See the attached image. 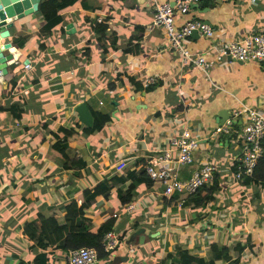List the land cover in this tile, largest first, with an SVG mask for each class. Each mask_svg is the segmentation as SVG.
Listing matches in <instances>:
<instances>
[{"label":"crops","instance_id":"crops-1","mask_svg":"<svg viewBox=\"0 0 264 264\" xmlns=\"http://www.w3.org/2000/svg\"><path fill=\"white\" fill-rule=\"evenodd\" d=\"M44 1L0 40L8 44L3 55L12 56L0 76V264H66L63 242L43 249L37 241L42 221L67 225L71 203L84 206V227L113 222L118 244L96 264H179L178 253L203 264H264V153L254 177L235 183L234 143L211 137L221 113L264 112V69L228 58L206 73L182 66L143 0H56L51 22L39 13ZM175 17L177 26L197 20L213 30L212 40L194 34L184 41L201 54L264 32V0H202ZM149 78L154 83L144 89ZM95 113L107 122L85 143L68 144L63 161L52 149L60 134L83 135ZM183 134L198 149L179 178L202 165L215 170L217 189L199 207L194 197L165 198L141 176L147 159ZM100 184L108 191L96 195Z\"/></svg>","mask_w":264,"mask_h":264},{"label":"built area","instance_id":"built-area-1","mask_svg":"<svg viewBox=\"0 0 264 264\" xmlns=\"http://www.w3.org/2000/svg\"><path fill=\"white\" fill-rule=\"evenodd\" d=\"M152 5L151 22L153 27L163 30L167 37L169 49L179 55L182 66L192 67L206 73L216 63L223 59H231L239 63H253L264 69V32L242 38L236 42L210 44L201 54L190 53L184 46V41L196 33L208 40L213 38V30L205 23L197 20L184 22L181 26L175 24L176 16H185L191 6L198 5L202 0H175L173 6L158 4L156 0H143ZM233 2V0H220ZM254 0H251L253 2ZM211 55V58H210ZM28 70L29 66L24 65ZM154 83L153 78L147 79L143 87L148 88ZM239 122V124H238ZM223 135L232 141L237 150L234 160L233 180L235 183L250 178L264 151V112L241 108L233 111L230 118L211 137ZM168 148L147 159L143 172L152 182L163 188V196L170 199L173 196H192L201 188L209 187L214 181V168L202 165L192 171L189 178H179V171L189 167L194 162V153L198 142L187 134L169 139ZM125 213L132 211L131 206H125ZM105 252H112L118 244L115 235L107 233L102 241ZM97 255L93 249L81 248L66 254V264H96Z\"/></svg>","mask_w":264,"mask_h":264},{"label":"trees","instance_id":"trees-1","mask_svg":"<svg viewBox=\"0 0 264 264\" xmlns=\"http://www.w3.org/2000/svg\"><path fill=\"white\" fill-rule=\"evenodd\" d=\"M73 1L74 0H63L62 3L68 5ZM56 4V0H47L40 5L39 13L42 15L45 22H51L57 18ZM93 116L94 121L91 128L84 129V131L82 132L83 135L75 133L72 130L64 131L60 134L59 141L53 146L52 149L61 156L63 161L67 160L65 153L68 148V144L72 142H75L77 144L85 143L86 141L84 136H88L93 132L100 130L102 126L107 122V118L101 114L95 113L93 114ZM262 148L264 151V142L262 144ZM261 158L257 161V165ZM257 165L253 171L252 176L250 177L251 179L254 177ZM64 167H66V164H64ZM141 176L145 177V174L142 173ZM250 178H245V180L247 181V179ZM216 189L217 181L216 176H214V181L211 186L201 188L197 191V193L188 197H194L195 205L199 207L202 203L211 199V196L215 193ZM107 191L108 190L106 184H100L95 188L93 193H95L96 195H101ZM121 200L122 205H127L130 203V189L124 194V198H122ZM84 209V206L78 209L75 203L69 204L64 210V220L67 224L64 226H58L54 219L42 221L37 246L44 249L51 246L55 247L59 243L63 242V245L60 249L64 252L68 253L70 251L81 248L93 249L96 252L97 261L107 260L109 253L105 252L102 241L107 233L113 231V222H107L99 228L94 229L84 227ZM28 228L34 231L31 226L27 227V229ZM28 236H30V234ZM177 259L179 264H203L201 261L188 256L186 253H178Z\"/></svg>","mask_w":264,"mask_h":264},{"label":"water","instance_id":"water-1","mask_svg":"<svg viewBox=\"0 0 264 264\" xmlns=\"http://www.w3.org/2000/svg\"><path fill=\"white\" fill-rule=\"evenodd\" d=\"M40 0H0V40L9 37L8 30L11 28L12 23L20 20L26 16L37 14L38 4ZM196 33H192L194 35ZM8 48V44L0 43V76L6 74V62L12 59L10 54L4 56L3 52ZM27 65V61L24 62ZM230 118L229 115L221 113L217 117L218 128L225 124ZM83 124L89 126L86 120Z\"/></svg>","mask_w":264,"mask_h":264}]
</instances>
